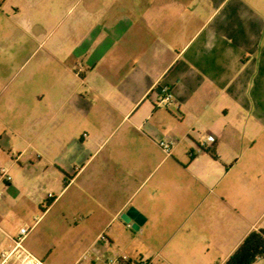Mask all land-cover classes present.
<instances>
[{"label": "crops", "instance_id": "0c3cea01", "mask_svg": "<svg viewBox=\"0 0 264 264\" xmlns=\"http://www.w3.org/2000/svg\"><path fill=\"white\" fill-rule=\"evenodd\" d=\"M22 4L21 32L0 30L25 68L0 104V209L51 197L63 224L90 231L92 264L137 239L223 264L264 228V0ZM130 207L136 229L120 217ZM4 222L0 251L15 239ZM22 245L46 262L29 232Z\"/></svg>", "mask_w": 264, "mask_h": 264}, {"label": "rangeland", "instance_id": "374dc122", "mask_svg": "<svg viewBox=\"0 0 264 264\" xmlns=\"http://www.w3.org/2000/svg\"><path fill=\"white\" fill-rule=\"evenodd\" d=\"M17 1V2H16ZM20 2V3H19ZM24 0H0V30L10 33L20 31L23 27L18 21L13 20L11 15L15 12L24 11ZM18 23V24H17ZM18 25V26H17ZM21 32V31H20ZM14 47L13 41L4 40L0 45V104H4L7 96L15 87L24 66L14 62L11 51ZM5 124L0 119V129ZM42 206H45V200ZM0 214L4 218L6 230L17 238L21 227L30 228V236L34 237L39 244L45 246L50 254L46 264H92L91 256L78 262L80 256L86 250V237L90 231L81 227H69L63 224L60 217L59 204L50 205L44 211L35 207L33 211L21 214L17 209L3 206ZM35 224L32 226L33 222ZM132 229V228H130ZM89 251V249L87 250ZM90 252V251H89ZM125 255L135 264L133 260H142L148 264H199L201 262L191 261L180 255L172 246L162 248L160 245H152L143 240H133L124 250ZM111 257H114L111 255ZM97 263V262H96ZM106 264L105 261H99Z\"/></svg>", "mask_w": 264, "mask_h": 264}, {"label": "built area", "instance_id": "2783aa9c", "mask_svg": "<svg viewBox=\"0 0 264 264\" xmlns=\"http://www.w3.org/2000/svg\"><path fill=\"white\" fill-rule=\"evenodd\" d=\"M174 102L173 94L171 89L168 86H161L159 88V94L157 99V104L159 106L167 107L168 105ZM207 141L212 142L214 140V136L209 134L206 136ZM171 143L170 140H158L157 144L161 147V149L167 154H170L171 151ZM10 176L7 173L6 168H1L0 170V179L4 181H8ZM129 225V224H128ZM30 228L22 227L20 229V233L17 238L13 239L14 244L11 249L7 251H0V264H46V262L32 253L30 250L25 248L22 245V239L25 235L28 234ZM100 239H105L103 233L99 235ZM91 253L89 251L83 252V254L78 259V262L82 259L89 258ZM93 260H97L95 257ZM109 264H126L127 257L125 255L117 256L114 258H110L108 261ZM137 264H148L146 261L139 260Z\"/></svg>", "mask_w": 264, "mask_h": 264}, {"label": "trees", "instance_id": "16d2710c", "mask_svg": "<svg viewBox=\"0 0 264 264\" xmlns=\"http://www.w3.org/2000/svg\"><path fill=\"white\" fill-rule=\"evenodd\" d=\"M51 201V197L47 198L45 206L41 205L40 208L45 210ZM261 257H264V228L250 231L223 264H253Z\"/></svg>", "mask_w": 264, "mask_h": 264}, {"label": "water", "instance_id": "95a60500", "mask_svg": "<svg viewBox=\"0 0 264 264\" xmlns=\"http://www.w3.org/2000/svg\"><path fill=\"white\" fill-rule=\"evenodd\" d=\"M120 217L125 222H130L132 220L131 227L134 229L138 228L144 219V216L134 207L128 208Z\"/></svg>", "mask_w": 264, "mask_h": 264}]
</instances>
